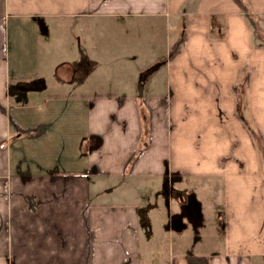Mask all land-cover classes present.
Masks as SVG:
<instances>
[{
	"label": "crops",
	"instance_id": "1",
	"mask_svg": "<svg viewBox=\"0 0 264 264\" xmlns=\"http://www.w3.org/2000/svg\"><path fill=\"white\" fill-rule=\"evenodd\" d=\"M244 7L264 31V0H0V264H141L143 230L169 240V264H264V32L256 37ZM157 19L168 26L166 73L163 90L143 93L148 137L134 93L81 88L99 65L87 39L109 29L125 46L133 38L121 35L153 31ZM55 20L79 26L84 52L54 64L52 87L41 45ZM209 131L224 135L220 156L173 169L174 143L201 152ZM91 135L102 138L93 150L83 144ZM91 173H128L126 193L136 179L164 178L168 239L152 234L159 202L145 205L139 188L105 209Z\"/></svg>",
	"mask_w": 264,
	"mask_h": 264
},
{
	"label": "rangeland",
	"instance_id": "2",
	"mask_svg": "<svg viewBox=\"0 0 264 264\" xmlns=\"http://www.w3.org/2000/svg\"><path fill=\"white\" fill-rule=\"evenodd\" d=\"M58 21L59 20H55L51 23L52 33L48 37V40H43L44 43L41 45L42 73L46 75L48 79H51H49L50 82L53 81L52 87H55V85H57L56 82H58L57 78L52 75L55 67L54 64H59L64 61L68 57L67 54L69 53L73 54L76 58H81L82 51L84 52L82 48L78 47L77 43V37L81 34L80 30L78 31L79 26L75 23V27H73L74 30H70L71 27L69 24H62L61 22V24H59ZM155 23L156 26L153 31V28H151L152 26L149 25L148 27H144V29L142 28L143 30L140 35L139 33H133L131 34L132 36L121 35L123 37L130 36L133 38V40L129 39V44H126L125 46L122 45V43H119L120 39H116L119 35H114L113 33L111 35L109 33V29H105V32L98 36L100 43H93L90 39H87L85 45L88 48V53H90L91 57L93 56V58L98 60L99 65L92 69L93 74L90 77L91 81L87 82L86 87L81 88L82 92L85 94H91L90 92L111 91L120 96H128L129 94L134 93L137 100L140 101V88L143 89V93L145 92V95L152 91L163 90V77L166 73V68L163 65H159V63L161 64V61H163L164 58V49L161 46V41L166 35L168 26L165 22H162L161 20L159 21V19H157ZM107 24V22H102L100 23V26H106ZM61 26L66 28V30L62 31L60 28ZM140 26L143 27L144 23L141 22ZM69 31L71 33H69ZM68 38L70 39L69 43L63 41ZM109 38L111 40V46H109ZM153 45L155 46L153 47ZM67 46H73V49H70L69 51L66 48ZM91 48L95 49L91 50ZM65 50H68V53H65ZM69 92H75L74 88L71 87ZM76 93H80V91H77ZM142 98H145V96ZM220 136V133L217 135L215 133H211L210 131L206 133L202 146V151L204 153L202 151L196 153L191 142L188 144V151L187 149L181 150L175 142L172 153L173 169L182 168V165L184 164L183 162L188 164L190 162L192 169H198V164L200 162L203 169L208 167V163L204 162L202 156L206 153L208 155H214V158H218L220 156V151L218 152V150L222 149L221 142L224 140V135L221 136L222 138ZM242 137L244 142H247V138L244 137V135ZM147 155L149 156V154ZM147 155L143 161H145ZM181 155L184 157L181 158ZM190 166L189 169H191ZM154 172L160 173L158 169L154 170ZM132 178L133 177L128 175V173L121 177H108L104 174L94 175L91 173L89 176V185L90 187L101 191L102 196H100V198L106 202L104 205L106 206L105 209H108V207H111V205L114 204L116 206L117 204H123L125 201H135L139 197V188H142L140 193L141 201L143 200L145 205L152 203L156 206V203L159 202V205L157 207H153V210L149 213V216L152 217L151 226L153 236L155 239H168L167 233L169 231V226H171L172 223V211L164 198L159 197L160 193L156 192V190L162 189L164 178L151 176L148 178L136 179L134 180L135 184L131 188L132 191L126 193L129 183H133L131 180ZM207 182L208 181L206 179L204 185L202 186L207 188V185H205ZM112 186L115 187V191L110 195H106L104 190ZM90 206L91 208L96 207L95 204H91ZM107 213L108 210L104 212L103 217H106ZM87 215L89 214L85 213V216ZM111 215H113V213ZM175 219L176 218H174V220ZM140 233L142 236L140 250L143 255L141 264H169V255L166 254L169 252V247H166L169 240H167L168 242L162 241L158 243L147 238L148 236L145 230ZM150 253H156L155 255L157 258L155 259L149 256Z\"/></svg>",
	"mask_w": 264,
	"mask_h": 264
},
{
	"label": "trees",
	"instance_id": "3",
	"mask_svg": "<svg viewBox=\"0 0 264 264\" xmlns=\"http://www.w3.org/2000/svg\"><path fill=\"white\" fill-rule=\"evenodd\" d=\"M243 9L245 11V14H247V16H249L252 19L251 23H252V25L254 27V32H255L256 37L260 38L262 36V33H260V32H264V31L261 29L258 19L256 20L254 18L253 14L250 13V10H248L247 7H244ZM260 42L263 43L264 41L260 40ZM23 85L26 88H27V86H30V87L37 86L33 81L24 82ZM139 112H140V115H141L142 125L144 126V129H146L147 136L149 137V134H150V123H151V114H150L148 108L146 107V105L144 104L142 97H141V99L139 101ZM144 116H145V119H144ZM143 137H144V133H143ZM101 143H102V138L101 137H97V136L91 135L90 137L85 139L83 144H84L85 147L88 146L87 148H89V150H93L95 148H98L101 145ZM139 152H140V150H139Z\"/></svg>",
	"mask_w": 264,
	"mask_h": 264
},
{
	"label": "water",
	"instance_id": "4",
	"mask_svg": "<svg viewBox=\"0 0 264 264\" xmlns=\"http://www.w3.org/2000/svg\"><path fill=\"white\" fill-rule=\"evenodd\" d=\"M139 95H140L141 97H143V89H142V88H140Z\"/></svg>",
	"mask_w": 264,
	"mask_h": 264
}]
</instances>
